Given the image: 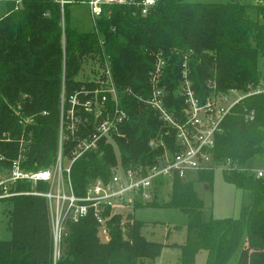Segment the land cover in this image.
Returning a JSON list of instances; mask_svg holds the SVG:
<instances>
[{
    "label": "trees",
    "instance_id": "16d2710c",
    "mask_svg": "<svg viewBox=\"0 0 264 264\" xmlns=\"http://www.w3.org/2000/svg\"><path fill=\"white\" fill-rule=\"evenodd\" d=\"M67 5L60 0H21L0 19V173L16 161L25 171L51 169L60 148L70 164L82 150L80 140L90 138L114 108L108 92L102 105L104 86L99 80L84 79V66L90 62L103 71L109 67L128 119L117 134L101 139L96 149L72 164L77 196L85 195L94 181L111 178L120 164L124 169L151 166L162 154V139L174 150V130L147 103L159 59L165 107L179 120L187 107L180 94L183 73H188L201 103L214 93L246 94L264 86V4L158 0L146 15L135 4L114 5L98 22L97 32L74 29ZM73 97L78 101L73 117L79 123L73 132L65 128L61 141V121L71 119ZM88 102L91 112L85 108ZM100 108H105L103 114H98ZM259 155H264V93L234 106L213 150V164L222 166L224 180L251 193L252 202L240 218L205 219L194 181L177 178L167 201L137 203L134 212L125 215L106 210L108 240L101 238L93 215L79 222L66 219L55 261L47 199L24 194L7 201L12 237L0 240V264H156L165 244L144 235L148 223L138 220L135 212L157 206L178 209L188 217L187 223L175 227L186 231L185 242L177 245L180 264H196L203 250L206 264H229L237 253L236 264H264V178L243 171ZM215 168L197 174L209 188ZM47 189L43 182L33 186L20 181L13 191Z\"/></svg>",
    "mask_w": 264,
    "mask_h": 264
},
{
    "label": "built area",
    "instance_id": "2783aa9c",
    "mask_svg": "<svg viewBox=\"0 0 264 264\" xmlns=\"http://www.w3.org/2000/svg\"><path fill=\"white\" fill-rule=\"evenodd\" d=\"M21 0H17L19 3ZM90 6L91 15L96 23L105 14H110L109 8L114 5H137L141 13L146 15L150 9L156 6L158 0H86ZM264 4V0L258 1ZM62 6L65 0H60ZM163 65L162 59L157 63L156 73L151 79L152 95L147 103L159 114L160 119L175 132L174 150L169 148L165 140L160 141L162 154L155 163L147 168L124 169L121 164L115 169L111 178L98 179L91 183L85 195L77 196L74 192L71 180L72 164L86 151L96 149L98 141L112 134H117L121 125L128 119L127 113L120 108V99L113 84V78L109 67L103 72L106 78L103 84L102 105L108 100V92L113 99V111L105 115V118L96 125V130L90 138L80 140L82 150L77 153L70 164L65 165L60 148L56 164L51 169L36 172L25 171L18 161L14 162L8 170L0 173V201L24 195H38L47 199L54 226V258L60 256V246L63 225L66 219L79 222L81 219L93 215L103 233L104 239L108 240L107 223L104 212L125 215L134 212L137 203H150L158 200L162 189L171 185L174 179L187 180L193 173H199L214 169L213 150L215 148L216 136L221 132V124L231 110L248 96L264 93V86L252 89L244 94L238 90L228 93H214L205 103L195 96L188 73H183L184 80L180 88V94L185 97V118L179 120L173 113L168 112L165 107L164 89L160 86V70ZM235 98L232 99V97ZM72 109L69 112L71 119L68 123L61 121L62 132L65 128L72 132L79 123L74 119V108L78 104L77 98H72ZM91 103H86L87 112H91ZM98 114H103L105 108L97 109ZM87 121V119H86ZM85 121V122H86ZM78 122V123H77ZM156 145L151 142V146ZM243 171L253 173L256 178H264V169L250 170L246 167ZM20 181L30 182L33 186L43 182L49 186L45 192H16L13 189ZM162 183L161 186L159 183Z\"/></svg>",
    "mask_w": 264,
    "mask_h": 264
},
{
    "label": "rangeland",
    "instance_id": "374dc122",
    "mask_svg": "<svg viewBox=\"0 0 264 264\" xmlns=\"http://www.w3.org/2000/svg\"><path fill=\"white\" fill-rule=\"evenodd\" d=\"M14 1V2H12ZM68 10V18L71 26L79 32H94L96 23L91 15L90 6L86 0H65ZM191 2L202 3H227L231 0H189ZM241 3H257L259 0H237ZM17 0H0V19L8 12L9 7L16 4ZM260 68L262 70V77L264 80V58L260 59ZM85 78L92 80L104 81L103 70L99 65L85 64L84 66ZM103 77V78H102ZM235 96L232 97V99ZM72 105V99H70ZM70 105L69 108H72ZM64 164L68 162L64 159ZM222 166H218L214 171V181L211 188L209 184L198 180L197 173H193L187 180L194 181L195 189L199 197L204 202L205 219L214 217L216 219H238L242 214V210L249 206L252 202L251 193L247 190L237 188L224 180ZM250 170L264 169V155L255 157L247 166ZM171 185H166L162 189L157 201H167L170 198ZM11 209V204L6 201H0V240H11L12 234L10 230L8 212ZM135 217L138 220L147 222L148 225L143 230L144 235L149 240L159 242H185L186 231L175 230L176 226H181L187 223L188 217L178 209L165 207H144L135 212ZM103 235V233H100ZM154 234V236H152ZM101 238L104 240V237ZM169 235V237H168ZM166 254L160 264H168L167 259L172 258ZM207 252L205 250L198 254L197 264H206ZM238 253L232 258L229 264H236Z\"/></svg>",
    "mask_w": 264,
    "mask_h": 264
},
{
    "label": "crops",
    "instance_id": "0c3cea01",
    "mask_svg": "<svg viewBox=\"0 0 264 264\" xmlns=\"http://www.w3.org/2000/svg\"><path fill=\"white\" fill-rule=\"evenodd\" d=\"M154 236V235H153ZM165 244V247L162 251V254L160 255V257L157 259L156 264H160L164 258V256L168 253L172 255V258H168V264H180V256H181V250L177 245L183 244L182 243H178V242H162ZM175 245V246H173ZM171 255H169L171 257ZM198 258V256H197ZM197 264V261H196Z\"/></svg>",
    "mask_w": 264,
    "mask_h": 264
}]
</instances>
